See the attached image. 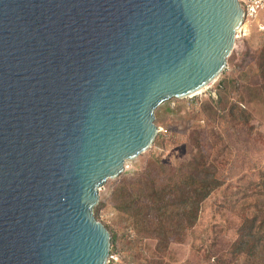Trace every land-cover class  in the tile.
Returning <instances> with one entry per match:
<instances>
[{
  "label": "water",
  "instance_id": "95a60500",
  "mask_svg": "<svg viewBox=\"0 0 264 264\" xmlns=\"http://www.w3.org/2000/svg\"><path fill=\"white\" fill-rule=\"evenodd\" d=\"M243 21L239 0H0V264H107L100 190Z\"/></svg>",
  "mask_w": 264,
  "mask_h": 264
},
{
  "label": "rangeland",
  "instance_id": "374dc122",
  "mask_svg": "<svg viewBox=\"0 0 264 264\" xmlns=\"http://www.w3.org/2000/svg\"><path fill=\"white\" fill-rule=\"evenodd\" d=\"M263 24L264 10L248 24L246 35L238 34L225 71L209 89L191 97L172 98L158 106L154 120L158 136L146 152L126 162L123 172L129 180L145 169L163 176L159 163L175 169L188 161L196 153L195 142L199 137L211 160L222 167L225 179L222 188L241 187L228 188L227 193L222 189L214 191L203 203L199 222L188 230L184 241L158 253L152 239L135 246L129 244L123 216L112 200L116 179L108 180L100 190L99 202L104 205L96 214L99 221L115 230L118 238L108 264H145L150 259L162 264H228L226 250L236 238L242 218L229 209L227 202L233 197L232 192L242 194L264 173V89L260 85ZM243 59L245 64H241ZM232 106L253 127L234 126L223 120Z\"/></svg>",
  "mask_w": 264,
  "mask_h": 264
},
{
  "label": "trees",
  "instance_id": "16d2710c",
  "mask_svg": "<svg viewBox=\"0 0 264 264\" xmlns=\"http://www.w3.org/2000/svg\"><path fill=\"white\" fill-rule=\"evenodd\" d=\"M262 52L260 85L264 89V48ZM245 62L243 59L241 64ZM228 111L223 120L225 118L234 126L253 127L250 120L234 106ZM195 148L196 153L175 169L159 163L163 176L145 169L132 180L127 179L124 173L116 178L112 200L115 209L123 216L125 235L131 246L152 239L156 241L158 253L167 252L173 243L184 241L188 230L198 224L203 203L214 191L222 189L227 193L228 188L241 187L231 185L222 188L225 183L222 167L211 160L210 152L199 137ZM240 193L232 192L233 197L227 202L229 209L242 218L236 229V238L226 250L228 264H264V173L250 188ZM103 205L101 202L96 205L95 217ZM105 226L111 235L113 251L117 234L113 228ZM145 264L162 262L150 259Z\"/></svg>",
  "mask_w": 264,
  "mask_h": 264
},
{
  "label": "built area",
  "instance_id": "2783aa9c",
  "mask_svg": "<svg viewBox=\"0 0 264 264\" xmlns=\"http://www.w3.org/2000/svg\"><path fill=\"white\" fill-rule=\"evenodd\" d=\"M239 3L244 11V21L241 27L237 30L236 37L241 33L246 35L248 31V24L253 22L258 17L260 11L264 10V0H239ZM261 27L264 29V24L261 25ZM110 257L111 255L109 256V261Z\"/></svg>",
  "mask_w": 264,
  "mask_h": 264
},
{
  "label": "bare ground",
  "instance_id": "6f19581e",
  "mask_svg": "<svg viewBox=\"0 0 264 264\" xmlns=\"http://www.w3.org/2000/svg\"><path fill=\"white\" fill-rule=\"evenodd\" d=\"M221 76V75H220ZM219 76V77H220ZM218 77V78H219ZM218 78H216V79H214V81H212L208 86H206V87H204L203 89H201L197 94H199V93H203L204 91H206L207 89H209L211 86H212V84L218 79Z\"/></svg>",
  "mask_w": 264,
  "mask_h": 264
}]
</instances>
